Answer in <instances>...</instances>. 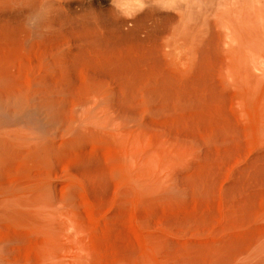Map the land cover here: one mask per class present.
Listing matches in <instances>:
<instances>
[{
  "label": "rangeland",
  "instance_id": "374dc122",
  "mask_svg": "<svg viewBox=\"0 0 264 264\" xmlns=\"http://www.w3.org/2000/svg\"><path fill=\"white\" fill-rule=\"evenodd\" d=\"M0 264H264V0H0Z\"/></svg>",
  "mask_w": 264,
  "mask_h": 264
},
{
  "label": "bare ground",
  "instance_id": "6f19581e",
  "mask_svg": "<svg viewBox=\"0 0 264 264\" xmlns=\"http://www.w3.org/2000/svg\"><path fill=\"white\" fill-rule=\"evenodd\" d=\"M222 9V8H221ZM28 16V15H27ZM183 17H184V15H183ZM181 18V17H180ZM183 19V18H182ZM192 21V20H191ZM183 22H184V20H183ZM179 25V24H178ZM180 26V25H179ZM192 26V25H191ZM172 28V27H171ZM181 31V30H180ZM185 32V31H184ZM186 32H187V30H186ZM185 32V33H186ZM170 37H171V35H170ZM182 37V36H181ZM169 38V37H168Z\"/></svg>",
  "mask_w": 264,
  "mask_h": 264
}]
</instances>
